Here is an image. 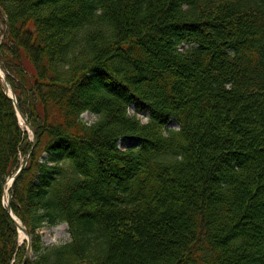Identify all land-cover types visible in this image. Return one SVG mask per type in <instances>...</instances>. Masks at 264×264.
<instances>
[{"label":"trees","instance_id":"1","mask_svg":"<svg viewBox=\"0 0 264 264\" xmlns=\"http://www.w3.org/2000/svg\"><path fill=\"white\" fill-rule=\"evenodd\" d=\"M0 28L25 264H264V0H0ZM31 147L0 81V264Z\"/></svg>","mask_w":264,"mask_h":264},{"label":"rangeland","instance_id":"2","mask_svg":"<svg viewBox=\"0 0 264 264\" xmlns=\"http://www.w3.org/2000/svg\"><path fill=\"white\" fill-rule=\"evenodd\" d=\"M0 39H1V35H0ZM138 113L135 111V109L132 106H130L128 108V114L129 115L135 114V116L140 119L141 123H143V124L146 123L147 119L145 118V116H143L141 113H139V114ZM81 118L83 119V121H85L88 124L92 123L95 120V117L92 114L88 113V112L84 113L81 116ZM169 127L176 129L177 125L175 123H170ZM20 128L24 132L27 133L28 139L31 141V134L28 131H26L25 129H23L21 126H20ZM128 145L129 144H124L121 141L118 142V148L121 149V150L126 148V146H128ZM35 234L37 235L35 239L38 240L37 244L39 246H46V245H53V244H62V243H65V242L70 240V235L68 233L67 226L65 224H61V225H58V226L53 227V228H42V229L36 231ZM29 240H30V247L32 248V246H31V238L30 237H29ZM16 245H17L18 248H23V249H26L27 245H28L27 238H25V237L20 238V232L17 229H16ZM24 256H25V254L23 255V257L22 256H17V257L14 256V258L12 259V264H15L14 262L15 261H19L20 259L23 260ZM32 257H33V251L31 249V254H30V257L28 259H30ZM22 260H21V262H22Z\"/></svg>","mask_w":264,"mask_h":264},{"label":"water","instance_id":"3","mask_svg":"<svg viewBox=\"0 0 264 264\" xmlns=\"http://www.w3.org/2000/svg\"><path fill=\"white\" fill-rule=\"evenodd\" d=\"M0 71L2 73V75H0V80H1L2 86L4 88V93L12 101V103L14 105L15 112H16V116L18 114H20V116L23 118L24 123L26 125V129L25 130L28 131L31 134V142H32L31 149H32L34 147V145L36 144V138H35V135H34V131H33L32 127L29 125V123L27 122L26 118L23 117L22 114L20 113V111L18 109V106H17L16 98H15V96H14V94H13L11 88H10V85L8 83L6 74H5L4 70L1 67H0ZM17 120H18V116H17ZM18 123H19V120H18ZM31 149L28 151L26 157L21 161V164H20L19 168L17 169V171L11 176L10 184L8 186V190L7 191L4 190L3 198H2V204L5 206V209H6L7 213L9 214V216L11 217L16 229L19 232H22L23 236L25 238H27L28 245H27V248H26L25 256H24L21 264H25L26 261L28 260V258L30 257V254H31L30 240H29V237H28V234H27V231H26L25 227L13 215V213L11 211V208H10V201H11V191H12L13 184H14L15 180L19 177V175H20L21 171L23 170V168L25 167L26 161H27V158H28V156H29V154L31 152Z\"/></svg>","mask_w":264,"mask_h":264},{"label":"bare ground","instance_id":"4","mask_svg":"<svg viewBox=\"0 0 264 264\" xmlns=\"http://www.w3.org/2000/svg\"><path fill=\"white\" fill-rule=\"evenodd\" d=\"M0 75H2V73H1V71H0ZM21 113V112H20ZM18 116V120H19V124H20V126L23 128V129H26V125H25V123H24V120H23V118L20 116V114H18L17 115ZM23 116V115H22ZM10 179H11V177L7 180V182H6V184H5V189L4 190H8V186H9V184H10ZM22 237H24L23 236V234H22V232H20V238H22Z\"/></svg>","mask_w":264,"mask_h":264}]
</instances>
